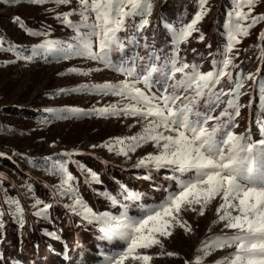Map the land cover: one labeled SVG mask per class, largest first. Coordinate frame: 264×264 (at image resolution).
I'll return each instance as SVG.
<instances>
[{"label": "snow or ice", "instance_id": "1", "mask_svg": "<svg viewBox=\"0 0 264 264\" xmlns=\"http://www.w3.org/2000/svg\"><path fill=\"white\" fill-rule=\"evenodd\" d=\"M54 2L69 6L67 11L55 12L54 16L72 31L68 40L49 39L51 25L42 31L34 30L15 16L14 23L27 35L45 39L32 46L31 55L25 56L20 50L23 46L0 35V52L13 53L17 60L25 61L42 52H54L57 60L81 58L102 66L87 70L70 67L66 69L70 74L89 76L102 69L118 73L123 78L116 82L61 88L55 93L118 97L116 102L89 109L65 106L56 118L96 115L134 119L141 125L139 132L112 137L91 147L106 148L130 159L131 153L150 145L153 150L138 157L133 166L146 171L141 177L144 180H153V173L164 171V179L172 181L167 186H153L163 192V198L153 203L144 202L143 193L120 183L116 195L107 189L97 192L111 206L120 209L118 214L94 210L77 187V177L69 165L77 164L85 174L87 185L101 184L99 175L79 161L71 160L79 153H63L69 159L56 162L53 174L60 181L54 186L53 195L67 197L70 202L63 207L96 229V240L101 242L96 252L99 264H154L158 258L182 259L179 253L167 250L165 242L177 229L185 235L193 234L194 227L185 214L204 217L217 201L209 232L221 225L220 234L202 240L197 254L190 260L184 259V264H205L206 258L224 248H234V251L213 264H264V81H257L259 68L255 73H245L236 62L240 57L237 46L250 36V30L264 22V13H255L264 0H232L223 25L225 43L217 46L216 53H208L212 59L207 71H202L201 64L195 61L187 62L180 55V45L195 39L211 49L199 27L211 10L209 0H197L198 10L192 19L178 29L170 27L174 46L170 54L152 48L144 35L151 24L153 0H75L76 7H70L73 0ZM33 3L42 4L44 0H33ZM74 16L79 19L74 20ZM257 39L264 41V29ZM141 47L145 50L143 54L135 50ZM256 47L261 49L258 58L264 61V45ZM192 52L197 50L193 48ZM5 63H15V60ZM246 88L256 89L260 100L258 108L262 118L257 138L248 130L234 131L239 126L241 110L254 107L251 96L247 104L241 103V97L249 95ZM0 158L11 159L4 152H0ZM31 207L35 209L33 216L48 219L53 204L35 198ZM133 209L137 214H130ZM5 215H10L20 229L25 227L21 199L7 192L0 197V217ZM44 234L60 239L54 232ZM0 239H4L2 232ZM65 259L71 261L72 257L65 253ZM0 264H5L2 254Z\"/></svg>", "mask_w": 264, "mask_h": 264}, {"label": "rangeland", "instance_id": "2", "mask_svg": "<svg viewBox=\"0 0 264 264\" xmlns=\"http://www.w3.org/2000/svg\"><path fill=\"white\" fill-rule=\"evenodd\" d=\"M154 8L149 18L151 24L144 33L148 43L157 51L171 53L172 37L170 27L179 28L189 22L198 10L197 0H153ZM210 12L199 25L206 35V40L212 45L207 48L204 43L191 39L188 44L180 45V55L187 62L201 64V70L210 69L211 56L216 53L217 46L225 43L224 23L226 13L230 10L232 0H209ZM75 0L70 7H76ZM69 6L56 5L54 0H44L42 4H34L33 0H0V35L8 41L23 46L20 50L25 56L31 55L32 46L40 43L45 37L29 36L13 18L19 16L28 28L44 30L51 25L53 40H68L72 35L70 29L65 28L55 18V12L67 11ZM53 9L54 11H48ZM247 9H245L246 11ZM255 13H264V2L260 3ZM254 13V14H255ZM78 20V16L73 17ZM264 29V22L250 30V36L242 40L237 47L240 57L237 63L245 73H255L257 81H264V61L260 60V48L264 41L257 39L258 33ZM197 35L194 33V36ZM7 45H5L6 47ZM197 50L196 53L192 49ZM247 49V51H245ZM141 54L144 49L137 48ZM15 60L6 64L5 61ZM78 67L89 69L101 67L95 62L81 58L72 60H57L54 52H42L31 60H17L13 53L0 52V152L8 158H0V197L5 192L21 199L25 207V227L20 229L10 215L0 217L4 239H0V254L5 258V264H99L100 257L96 255L97 231L82 222L79 217L71 215L63 205L70 201L67 197L53 195L55 185L60 177L53 174L57 161L69 159L63 153H79L71 157L72 161L95 171L102 183L87 185L84 183L85 174L79 171L76 163L69 165V170L77 177L76 185L83 197L94 210L109 211L118 214L119 208L113 207L97 192L107 189L113 195L119 193V184L126 185L130 190L143 193L146 203L158 202L163 198V192L156 190L154 185L167 186L172 181L164 179L165 172L153 173L155 179L144 180V169L135 168L138 157L152 151L150 145L131 153V158L116 155L106 148H93L91 145L102 144L112 137L130 136L140 131L141 125L131 118H104L101 116H82L79 118L58 119L59 111L65 106L89 109L93 106L102 107L114 103L118 97H101L85 93L60 94L61 89H69L89 83L116 82L123 77L118 73L102 69L89 76L67 73L66 69ZM234 72L236 70H233ZM64 73V75H58ZM251 84L252 81H248ZM249 95L241 97V103L247 104L250 96L253 108H243L238 118L239 126L234 129L237 133L251 131L253 138H257L260 130L262 113L258 108L260 100L256 89L246 88ZM129 125H134L129 127ZM15 153V155H14ZM45 157L51 159L45 161ZM37 165H39L37 167ZM29 186L31 191L29 192ZM95 189L96 191H93ZM35 198L46 203H52L48 219L32 215L35 210L31 207ZM210 207L204 217H196L193 213H186L185 218L193 225L194 233L185 235L177 229L174 236L165 242L166 249L180 254L181 258H158L154 264H184V259H192L200 242L213 234H220L221 225L212 227L216 204ZM42 206V205H41ZM5 208L7 206H4ZM130 214H137L133 209ZM54 232L60 239L45 235ZM106 246V245H102ZM158 251V249L154 250ZM234 248H224L215 251L206 258L205 264H213L217 259L229 255ZM65 253L72 260L65 259Z\"/></svg>", "mask_w": 264, "mask_h": 264}]
</instances>
